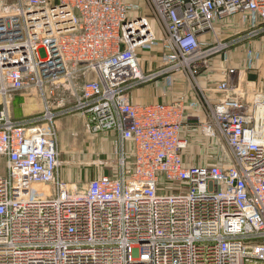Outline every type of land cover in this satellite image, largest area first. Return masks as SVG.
<instances>
[{"label": "built area", "instance_id": "1", "mask_svg": "<svg viewBox=\"0 0 264 264\" xmlns=\"http://www.w3.org/2000/svg\"><path fill=\"white\" fill-rule=\"evenodd\" d=\"M234 15L252 29L201 38ZM259 34L264 0H0V264H264V115L240 76L225 72L201 123L229 164L186 160L184 99L132 96ZM259 54L248 49L249 68ZM31 89L43 111L15 118L10 97ZM77 112L116 136L114 175L60 178L56 125Z\"/></svg>", "mask_w": 264, "mask_h": 264}, {"label": "rangeland", "instance_id": "2", "mask_svg": "<svg viewBox=\"0 0 264 264\" xmlns=\"http://www.w3.org/2000/svg\"><path fill=\"white\" fill-rule=\"evenodd\" d=\"M216 22V29H212L201 38L206 39V41H214L217 37L246 34L252 29L251 25L247 21L242 20L239 15L220 20L218 19ZM241 45L245 46V53H248V49L253 48L259 51V53L261 51L263 55L264 34L251 35L237 44L231 50L228 61H232L233 53L238 49V46ZM160 55L161 48L155 47V49L148 51L147 56L143 53L142 59L144 61L146 57L147 59L145 61L150 62L148 68L154 70L160 61ZM216 58H219L220 61H224L219 53L206 55L203 59L205 61H213V59ZM242 60L248 61V55L247 58L243 56ZM182 73L189 77L191 81H194L198 74L191 73L190 68L181 71V74ZM235 73L238 74L237 72ZM235 73L233 74L235 75ZM240 78V97L248 106L252 109H257L260 115H264V72L257 67H248L245 74H242ZM84 80H86V77H78L76 79V81L79 82ZM161 81L162 82L159 81L158 83L154 80L139 87L148 86L151 83H157L159 86H164V84H166L167 86L166 82H163V80ZM139 87H135L133 91ZM68 99L71 100L72 96L69 95ZM10 101V112L14 117L34 115L42 112L44 109L42 98L36 89L14 93L10 97ZM202 103H204L203 106L206 108V102L203 101ZM201 123L202 121L196 123V130L192 132L188 131L187 133L188 135L186 137L189 142L185 153L186 160L189 162L204 160L208 163L229 164L231 162L229 158L231 152L225 141L221 139L219 145L215 144L210 137L203 132ZM56 132L61 153V179L70 183L82 184L89 179L96 178L103 174L114 175L118 165V152L114 133L93 131L86 123L84 115L78 112L65 115L63 118L59 119L56 125ZM183 132L185 133L184 129ZM193 136L194 138H192ZM195 137L201 140L198 145L194 143V140L197 141ZM222 154L226 156V158L222 159L223 161L220 158L218 159Z\"/></svg>", "mask_w": 264, "mask_h": 264}, {"label": "crops", "instance_id": "3", "mask_svg": "<svg viewBox=\"0 0 264 264\" xmlns=\"http://www.w3.org/2000/svg\"><path fill=\"white\" fill-rule=\"evenodd\" d=\"M146 53L148 54V51L144 52L147 56ZM243 56L247 58V52L245 53V46L241 45L238 46V49L233 53L232 61H220L219 58L209 61L208 66L195 77L194 81H191L185 74H181V71H174V79L170 84L168 83L167 86L166 84H164V86H159L157 83H151L148 86L136 88L132 92L133 99L139 103L184 99L187 103L188 111L183 128L185 133L183 132V135L187 136L188 131L192 132L196 130V123L205 120V107L202 102L205 101V105L207 106L209 103L215 102L224 95V93L218 90L217 86L225 79V72L234 69L235 72L238 73H235V75L241 76L245 74L248 69L249 61H243ZM146 59L145 57L143 67L146 70H153L148 68L150 62L145 61ZM258 59L253 61V68L257 67L264 72V51L263 55L260 51V57ZM159 63L154 69L160 65ZM161 80L165 82L164 77L159 78L156 82H162ZM192 138H194V136ZM195 138L197 141L194 140V143L198 145L201 140L197 137Z\"/></svg>", "mask_w": 264, "mask_h": 264}, {"label": "bare ground", "instance_id": "4", "mask_svg": "<svg viewBox=\"0 0 264 264\" xmlns=\"http://www.w3.org/2000/svg\"><path fill=\"white\" fill-rule=\"evenodd\" d=\"M262 113V112H261Z\"/></svg>", "mask_w": 264, "mask_h": 264}]
</instances>
